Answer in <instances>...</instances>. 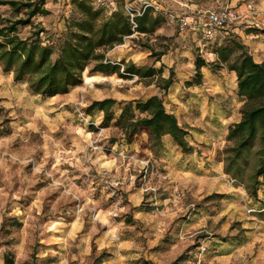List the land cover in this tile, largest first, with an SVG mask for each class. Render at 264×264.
Returning a JSON list of instances; mask_svg holds the SVG:
<instances>
[{
	"label": "rangeland",
	"instance_id": "obj_1",
	"mask_svg": "<svg viewBox=\"0 0 264 264\" xmlns=\"http://www.w3.org/2000/svg\"><path fill=\"white\" fill-rule=\"evenodd\" d=\"M153 1V14L162 18L161 23L152 33L125 39L107 52L106 61L131 62L138 68L163 66V78L171 70L173 84L166 92L147 81L89 68L81 86L47 98L32 94L25 81L15 83L0 65V264L6 256L14 264H187L199 246L206 248L202 264H264V177L258 179L252 196L223 171L227 129L238 119L242 106L233 74L224 68H203L200 84L188 86L194 79L196 57L208 63L215 60L211 52L217 39L200 52V39L180 35L170 18L192 16L195 8L238 9L248 3L264 12V0ZM44 2L45 9L46 4L58 5V12L39 22L36 16L31 23L44 30L39 38L53 48L55 59L56 44L64 36L56 18L65 17L66 3ZM24 13L22 7L15 13L8 5L0 6V27ZM251 27L256 28L238 22L220 38L236 35L248 52L255 53L251 45L263 43L243 35ZM33 33L29 25L17 27L21 39ZM262 47H257V55H264ZM151 96L161 97L167 112H178L184 125L193 124L213 142L191 139L193 158L182 154L170 138L154 148L141 133L127 144L115 125L119 111L123 103ZM104 99L116 102L113 120L97 131L80 119L77 110L86 115L92 102ZM89 118L100 127L101 113ZM208 147L215 149L210 167L202 154H208ZM146 157L153 169L142 179L137 161ZM199 158L204 166L194 169L191 165L196 166L193 161L200 162ZM249 163L245 176L251 173L253 158ZM164 165L170 169L159 168ZM102 169L123 178L127 187L108 188L100 180ZM142 187L147 191L142 192ZM117 200L125 210L116 217L112 206ZM242 216L254 222L249 233L237 220Z\"/></svg>",
	"mask_w": 264,
	"mask_h": 264
},
{
	"label": "trees",
	"instance_id": "obj_2",
	"mask_svg": "<svg viewBox=\"0 0 264 264\" xmlns=\"http://www.w3.org/2000/svg\"><path fill=\"white\" fill-rule=\"evenodd\" d=\"M118 1L122 3L116 10ZM124 4V0H116L113 9L108 11L96 8L92 0H70V15L65 19L62 32L64 36L56 44L57 54L53 59V48L39 38L44 30L31 23L36 16L49 15L44 0H27L23 4L0 1V6L8 5L15 13H19L21 7L25 9L24 17L7 20L0 27L2 71L11 73L15 83L25 81L32 94L47 98L65 95L72 88L81 86L83 74L89 68L91 72L116 74L122 79L136 77L166 92L173 84L171 70L168 77L163 78V66L158 69L138 68L131 62L111 64L106 61L107 52L122 45L125 39L135 33H152L162 21L149 7L134 18L136 27L133 29ZM27 25L34 29L33 37L19 38L17 27ZM259 32L252 28L245 31L246 34ZM211 53L215 56L211 63L200 57L195 58L194 79L187 85L200 84L203 68H224L235 74L237 95L243 103L239 122L227 129L228 146L223 151V171L242 184L246 192L255 196V185L259 178L264 177V61L255 63L236 35L219 37ZM115 104L113 99L94 101L85 113H101L100 128L106 129L113 120L112 108ZM115 125L127 144L135 136L145 133L154 148L160 147L164 138H170L182 154L191 152L187 132L178 124L176 116L166 111L161 97L151 96L144 101L123 103ZM251 158V173L245 176L250 170ZM4 264H14L13 259L4 257Z\"/></svg>",
	"mask_w": 264,
	"mask_h": 264
},
{
	"label": "built area",
	"instance_id": "obj_3",
	"mask_svg": "<svg viewBox=\"0 0 264 264\" xmlns=\"http://www.w3.org/2000/svg\"><path fill=\"white\" fill-rule=\"evenodd\" d=\"M96 8H101L105 10H111L115 6L116 0H92ZM124 11L128 15L132 28L136 27L134 23V18L140 16L146 8L151 7L152 5L147 2H142L141 0H124ZM139 3L140 6L135 4ZM262 18L264 21V12L258 11L255 6L251 3H248L244 6V9L240 8H229L225 7L219 10L207 9V8H195L192 16L189 17H175L170 16L171 21L175 23L177 31L180 35L184 34H194L199 39L203 45H208L218 39L222 32L226 30L231 25H234L238 22H245L247 24H252L254 19ZM226 35V33L223 32ZM110 63V62H108ZM112 64V63H111ZM136 78V77H133ZM77 114L80 119L84 122H87L88 125L94 126L98 131L100 127L95 125L93 122L89 121V115H84L81 111L77 110ZM97 149V147H93ZM122 155V154H120ZM138 168L142 170L143 176L142 179H145L147 172L153 169L152 161L149 157L138 160ZM100 180L111 189L120 190L127 187L128 183L123 178L114 177L110 171L101 170ZM165 179L166 177H162ZM233 182V181H232ZM148 188L142 187L141 191L145 192ZM114 194V191H112ZM113 196V195H112ZM156 204V203H154ZM125 210V206L122 205L118 200L114 202L112 206V215L116 216L119 213ZM155 210V209H154ZM251 212H253L251 210ZM115 240L118 239L117 236L113 237ZM206 253V248L204 246H199L196 253L191 256V259L187 264H202L203 256Z\"/></svg>",
	"mask_w": 264,
	"mask_h": 264
},
{
	"label": "crops",
	"instance_id": "obj_4",
	"mask_svg": "<svg viewBox=\"0 0 264 264\" xmlns=\"http://www.w3.org/2000/svg\"><path fill=\"white\" fill-rule=\"evenodd\" d=\"M141 1L142 2H147V3L151 4V5L154 2L153 0H141ZM64 2L66 3L65 17H62L61 18V17H58L57 16V18H56V24H57L56 27L59 28V30H60L59 32H63V30H64V20L67 19L68 18V15L70 14V0H64ZM50 6H52V7L49 8L48 4H46V8H47L46 10L49 12V15H51L52 13L54 14L55 12H58V10L56 9V7L58 5L51 3ZM240 9L243 10L244 9V6H241ZM42 18L43 17H40L39 16V19H37V21L38 22L41 21ZM252 24H254V26H256V28H254V27H251V28L252 29H258L260 32L258 34H246L245 31H244V34L243 35L246 36L247 38H250V40H260V43H263L264 44V21H263V19L261 17L260 18H257V19H254L253 22H252ZM258 24H261V26L263 27V29L259 28V25ZM42 25H44V24H42ZM53 30H55V27H54ZM191 36L197 37L194 34H192ZM263 44H260L257 47L260 48V50H262ZM198 47L200 48V52H202L204 49H206L208 47V45H203L199 41L198 42ZM251 47H252V49L255 52V53H250L249 52V54L252 56L253 61L255 63H261V62H263L264 61V55H257L256 54V52L259 49H257V47L254 44H252ZM230 73L233 74L232 76L234 77V90H235V93L237 94L236 77H235V74L233 72H230ZM241 103H243V101H241ZM170 113H172V114H174L176 116L177 121H178V124L187 132L186 139H187V141H189V144L190 145L192 144V142H190L191 139L195 140L196 142H208V144H210L211 142H213L214 139L212 137L207 136V134H202L201 131L194 129L195 126L193 124H190L189 127L186 126V125H184V123H182V121H181V118L179 117V113L178 112L171 111ZM239 120H240V115H238V119L236 121H234L232 123V125L238 123ZM193 133H195V135H192ZM214 151H215V149H212L211 150L208 147V154L206 155V154L202 153L203 154V157L205 158V159L204 158L203 159H204V162H205L206 167H210L211 164L209 162H210V160L213 159ZM194 154H196L195 150H194ZM184 155H186V154H184ZM187 155L189 156V158H193V154L192 153H189ZM199 159H200V162H197L196 160L193 161V163H195V162L197 163L196 166L195 165H191L194 169H196L198 166H204L203 165L204 162H202V160H201L202 158H199ZM106 163H108V162H106ZM201 163H202V165H201ZM168 164L170 165V163H168ZM176 166L181 167L180 164L179 165H176ZM191 166H189V167L191 168ZM107 167H108V165H107ZM159 168H162L163 170H167V169L169 170L170 169V166L168 167V166L164 165V166H161ZM183 168H185V166H183ZM234 190H236V189H234ZM132 194L135 195V194H138V193L137 192L136 193L135 192H132ZM137 197H138V199H140L139 195H137ZM237 220L241 222V224H242L241 225V228H243L246 231H248V233L251 231L252 227L255 226L253 220L251 218H249V217L242 216L241 218H239ZM259 223L262 224V221L259 220Z\"/></svg>",
	"mask_w": 264,
	"mask_h": 264
}]
</instances>
